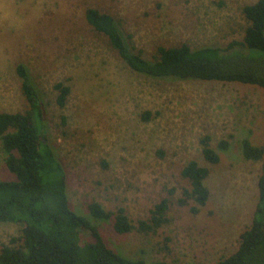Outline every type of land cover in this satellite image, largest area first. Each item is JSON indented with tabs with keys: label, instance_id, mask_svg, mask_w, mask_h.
I'll return each instance as SVG.
<instances>
[{
	"label": "rangeland",
	"instance_id": "rangeland-1",
	"mask_svg": "<svg viewBox=\"0 0 264 264\" xmlns=\"http://www.w3.org/2000/svg\"><path fill=\"white\" fill-rule=\"evenodd\" d=\"M255 1L0 0V112L30 108L16 71L25 65L41 93L47 140L65 169L70 206L98 225L114 251L209 264L237 249L252 222L262 168V160L243 156L242 140L264 145V88L138 73L87 22L86 10L113 16L130 46L150 59L158 46L224 47L241 40L248 25L243 7ZM56 83L70 87L63 107ZM204 135L214 149L229 142L216 164L202 156ZM5 157L0 139V180L14 178ZM192 159L211 170L210 198L198 212L193 201L178 202L190 188L181 169ZM164 197L169 221L149 234L117 233L111 220H95L87 208L93 201L110 211L123 206L136 224ZM21 229L0 222V244Z\"/></svg>",
	"mask_w": 264,
	"mask_h": 264
},
{
	"label": "trees",
	"instance_id": "trees-1",
	"mask_svg": "<svg viewBox=\"0 0 264 264\" xmlns=\"http://www.w3.org/2000/svg\"><path fill=\"white\" fill-rule=\"evenodd\" d=\"M243 13L248 25L241 40H232L224 47L192 49L187 43L158 46L150 59L130 46L110 14L88 8L85 17L138 73L159 79L239 82L264 88V0L244 5ZM16 71L30 108L24 112H0L5 165L14 176L0 180V222L18 223L22 229L11 242L0 244V264H171L114 251L106 244L98 225L72 209L65 169L47 140L41 93L25 65L18 64ZM55 87L56 102L63 107L70 87L62 83H56ZM200 143L202 156L210 164L218 163V150L229 146L228 140L223 139L214 149L209 135L201 137ZM242 153L246 159L262 160L252 222L240 233L233 253L209 264H264V145H255L246 137L242 140ZM210 173V167L189 160L181 169V176L188 180L190 188L183 189L178 202L187 204L191 200L195 204L191 210L198 212L210 198L206 184ZM169 206V199L162 198L150 210L149 217L139 219L136 224L123 206L110 211L93 201L87 208L93 219L111 220L117 233L137 230L149 234L169 221ZM83 231L89 233L87 240L82 237Z\"/></svg>",
	"mask_w": 264,
	"mask_h": 264
}]
</instances>
